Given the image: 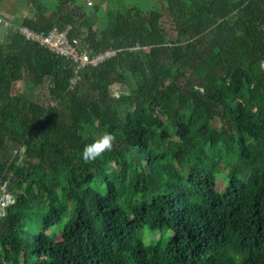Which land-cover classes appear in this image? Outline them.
I'll return each instance as SVG.
<instances>
[{"label": "trees", "instance_id": "1", "mask_svg": "<svg viewBox=\"0 0 264 264\" xmlns=\"http://www.w3.org/2000/svg\"><path fill=\"white\" fill-rule=\"evenodd\" d=\"M31 5L18 25L116 54L70 86V61L0 42V264H264V0L108 9L101 30ZM93 126L116 143L85 163Z\"/></svg>", "mask_w": 264, "mask_h": 264}, {"label": "built area", "instance_id": "2", "mask_svg": "<svg viewBox=\"0 0 264 264\" xmlns=\"http://www.w3.org/2000/svg\"><path fill=\"white\" fill-rule=\"evenodd\" d=\"M0 28L5 31L13 30L20 35L23 40L35 42L57 56L70 61L73 65L74 74L70 86L74 85L78 80V72L81 69L96 67L116 54V51L107 50L103 53L91 55L79 38L69 36L71 30L70 25L65 26L62 30L54 27L46 34H39L21 25L12 26V24L0 18ZM11 202L12 195L6 192L5 183H1L0 181V216L3 214L6 206Z\"/></svg>", "mask_w": 264, "mask_h": 264}, {"label": "crops", "instance_id": "3", "mask_svg": "<svg viewBox=\"0 0 264 264\" xmlns=\"http://www.w3.org/2000/svg\"><path fill=\"white\" fill-rule=\"evenodd\" d=\"M38 1L49 7H55L59 0ZM133 2L134 0H73V7L86 14V17L81 21L83 28L87 29L91 26H96L101 30L104 27L103 16L108 9L125 10L137 5L133 4ZM157 2L158 0H156ZM110 3L111 5H109ZM86 8H92V10L87 12L85 10ZM34 12L35 10L31 5V0H0V18L9 22L12 26L18 25L24 19L34 18ZM7 32L0 28V42L3 41Z\"/></svg>", "mask_w": 264, "mask_h": 264}, {"label": "clouds", "instance_id": "4", "mask_svg": "<svg viewBox=\"0 0 264 264\" xmlns=\"http://www.w3.org/2000/svg\"><path fill=\"white\" fill-rule=\"evenodd\" d=\"M116 143V135L110 131H104L90 143L83 146L80 158L85 163H91L101 158L106 152H110Z\"/></svg>", "mask_w": 264, "mask_h": 264}, {"label": "rangeland", "instance_id": "5", "mask_svg": "<svg viewBox=\"0 0 264 264\" xmlns=\"http://www.w3.org/2000/svg\"><path fill=\"white\" fill-rule=\"evenodd\" d=\"M154 4V6L157 7L156 5V0H149V1H145V0H134L133 4H137V5H140L141 7H144V8H147L149 7L151 4ZM113 4V3H112ZM111 5V3L109 4ZM114 5H115V2H114ZM132 5V4H131ZM87 12H90L92 10V8H86L85 9ZM85 11V12H86ZM128 91V88L126 86H114L112 87V92L114 94H117V93H120V92H123V93H127ZM210 126L211 128L213 129H217L219 127V123L217 120H214L210 123ZM88 130V135L89 136H93L94 138L98 137L100 135L99 131L93 126V127H86L84 130H83V134H85V132ZM86 135V134H85ZM221 184L218 185L217 189L218 191H222L224 189V187L226 186V181L224 182L223 180H218Z\"/></svg>", "mask_w": 264, "mask_h": 264}, {"label": "water", "instance_id": "6", "mask_svg": "<svg viewBox=\"0 0 264 264\" xmlns=\"http://www.w3.org/2000/svg\"><path fill=\"white\" fill-rule=\"evenodd\" d=\"M7 187H8V184L6 183V184H5V190H7Z\"/></svg>", "mask_w": 264, "mask_h": 264}]
</instances>
